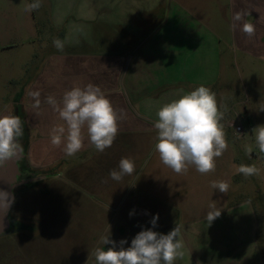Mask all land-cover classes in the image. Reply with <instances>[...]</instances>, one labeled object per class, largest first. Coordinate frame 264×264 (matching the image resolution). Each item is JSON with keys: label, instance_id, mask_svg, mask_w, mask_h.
I'll return each mask as SVG.
<instances>
[{"label": "crops", "instance_id": "crops-1", "mask_svg": "<svg viewBox=\"0 0 264 264\" xmlns=\"http://www.w3.org/2000/svg\"><path fill=\"white\" fill-rule=\"evenodd\" d=\"M45 1L53 29L62 33L63 50L49 48L39 57L33 49L36 72L14 102L24 113L26 160L37 173L18 180L10 211L12 230L6 235H15L25 245L33 242L26 223L34 204L57 216L58 228L67 214L94 216L86 225L94 252L111 246L98 242L97 216L109 217L110 228L102 236L110 235L117 244L126 239L129 247L135 235L149 227L124 219L122 226H115L114 217L129 216L134 210L132 216H168L169 225L160 227L167 233L179 226L184 255L174 264H264L255 239V209L251 203L229 201L236 172V161L231 155L227 158L229 146L216 158L215 170L206 174L191 165L178 174L154 150L157 110L178 98L181 89L187 93L200 85L212 89L219 83L221 37L193 32V17L179 19L171 8L161 14V0ZM235 7L241 16L233 32L236 48L264 62V0H237ZM65 10H71L73 17H67ZM244 23L253 25L251 37L242 31ZM36 31L32 19L30 36ZM88 83L98 85L121 115L119 131L112 146L100 153L88 141L85 129L82 149L68 156L63 144L50 143L51 128L62 122L44 101L51 95L59 102L66 90ZM37 90L41 92L38 109L29 95ZM4 114L14 115L9 110L0 115ZM220 123L224 128L222 119ZM122 157L134 161L135 171L117 182L109 178V172L118 170ZM105 179L107 183H102ZM220 181L228 183L227 193L213 189L212 183ZM29 184L32 187L26 188ZM213 203L221 215L208 225L206 214ZM94 252L89 264H95Z\"/></svg>", "mask_w": 264, "mask_h": 264}, {"label": "rangeland", "instance_id": "rangeland-1", "mask_svg": "<svg viewBox=\"0 0 264 264\" xmlns=\"http://www.w3.org/2000/svg\"><path fill=\"white\" fill-rule=\"evenodd\" d=\"M236 1L161 0L160 9L161 14L165 15L171 8L182 20L186 16L193 17V32H209L221 37V79L211 91L216 94L218 106L224 112L223 130L231 149L227 158L236 161L229 201L236 205L251 203L255 209L257 219L255 239L264 262V154L260 153L253 132L254 128L264 125V62L249 56L235 46L233 32L239 21L236 20V16L240 12L235 7ZM33 2L34 0H0V114L5 110L13 114L19 111L14 102L21 96L38 66L37 57L31 58L33 49L39 52L41 57V53L45 50L55 48L54 39L62 37V33L55 31L50 23L49 8L45 0H40L41 6L38 10L25 11L26 5ZM70 11L65 10L63 13L71 18L74 14ZM32 19L37 30L33 37L29 32V21ZM178 29L182 30L180 27ZM227 122H232L234 125L241 124L243 134H237L234 127L230 128ZM150 157H153V152L150 153ZM242 164L254 165L259 171L256 175L245 177L237 172L238 166ZM69 202L72 206V200ZM32 206L33 208L28 212L26 233L33 242L25 245L15 235H6L7 233L2 235L0 264H89L91 262L94 245L93 239H89L90 232L86 226L91 216L67 214L61 219L64 224L60 223L58 228L57 216L39 210L34 204ZM97 217L98 242L101 245L100 237L110 228L108 226L110 219ZM152 217L116 215L114 223L115 226L118 224L122 226L124 219L133 225L139 220L152 228L150 223ZM167 217L159 216L157 227L152 230L167 234L164 230H160V227L169 225ZM91 218L93 220L94 216Z\"/></svg>", "mask_w": 264, "mask_h": 264}, {"label": "clouds", "instance_id": "clouds-1", "mask_svg": "<svg viewBox=\"0 0 264 264\" xmlns=\"http://www.w3.org/2000/svg\"><path fill=\"white\" fill-rule=\"evenodd\" d=\"M40 6V0H34L26 5L25 11H35ZM240 19L241 16L237 14L236 20ZM242 31L251 37L254 27L244 23ZM53 45L57 50H63L59 39H54ZM29 95L34 100V107L38 109L41 104V92L32 91ZM44 102L52 107L57 119L62 122L51 128L50 143L54 147L63 144L66 155H75L82 149L85 129L88 141L100 153L114 143L121 115L98 85L88 83L84 87L76 86L66 90L59 102L51 95L47 96ZM156 115L158 119L154 128L157 130V142L154 150L165 166L178 174L187 172L190 165L201 174L215 170L216 158L227 150L228 143L220 123L223 113L219 109L216 94L210 88L200 85L187 93L181 89L178 98L164 103ZM253 132L259 151L264 154V125L254 128ZM23 136L24 127L19 116L0 115V167L23 151ZM134 171V161L122 157L118 170H110L109 178L119 182ZM258 171L254 165L242 164L237 168V172L245 177L256 175ZM102 183H107V180H102ZM212 187L227 193L229 185L220 181L213 182ZM209 209L206 214L208 225L221 215L215 203L210 205ZM132 215L134 210L129 213L130 217ZM158 219L159 214L154 215L150 220L152 228L138 232L129 247H125L128 243L126 239L117 244L115 240L110 239V235L101 236L100 244L111 246L106 250L105 247L95 249V264H174L184 255L183 242L178 239L180 228L176 225L167 234L153 231L152 229L157 227Z\"/></svg>", "mask_w": 264, "mask_h": 264}, {"label": "water", "instance_id": "water-1", "mask_svg": "<svg viewBox=\"0 0 264 264\" xmlns=\"http://www.w3.org/2000/svg\"><path fill=\"white\" fill-rule=\"evenodd\" d=\"M24 158L23 151L0 167V236L12 230L10 211L15 200L14 189L20 184L19 162ZM24 184L27 181L23 182Z\"/></svg>", "mask_w": 264, "mask_h": 264}, {"label": "trees", "instance_id": "trees-1", "mask_svg": "<svg viewBox=\"0 0 264 264\" xmlns=\"http://www.w3.org/2000/svg\"><path fill=\"white\" fill-rule=\"evenodd\" d=\"M17 101V100H16ZM19 111L16 113H14V115L19 116V118L21 119L22 123H23V127H24V136L21 140V143L23 145V155L24 158L19 162V167L21 168L22 171V175L21 177L18 178V180H23V179H29L34 173H37L35 171H33L26 160V154H27V148H28V134L26 133V126H25V121H24V113L21 111L20 106H16ZM33 184H29L28 186H26V188L32 187ZM11 220V219H10Z\"/></svg>", "mask_w": 264, "mask_h": 264}, {"label": "built area", "instance_id": "built-area-1", "mask_svg": "<svg viewBox=\"0 0 264 264\" xmlns=\"http://www.w3.org/2000/svg\"><path fill=\"white\" fill-rule=\"evenodd\" d=\"M227 125H228L230 128L234 127L235 132H236L237 134H243V126H242L241 124H236V125H234V123H232V122H227Z\"/></svg>", "mask_w": 264, "mask_h": 264}, {"label": "flooded vegetation", "instance_id": "flooded-vegetation-1", "mask_svg": "<svg viewBox=\"0 0 264 264\" xmlns=\"http://www.w3.org/2000/svg\"><path fill=\"white\" fill-rule=\"evenodd\" d=\"M19 170H20V172H21V175H22V171H21V168L19 167ZM21 177V176H20Z\"/></svg>", "mask_w": 264, "mask_h": 264}]
</instances>
